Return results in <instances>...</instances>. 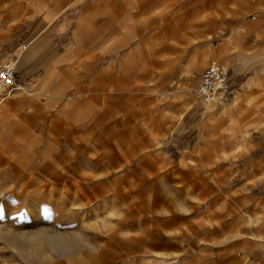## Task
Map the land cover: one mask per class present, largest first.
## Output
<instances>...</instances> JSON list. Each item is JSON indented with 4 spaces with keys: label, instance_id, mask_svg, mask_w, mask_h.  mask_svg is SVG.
I'll return each mask as SVG.
<instances>
[{
    "label": "rangeland",
    "instance_id": "rangeland-1",
    "mask_svg": "<svg viewBox=\"0 0 264 264\" xmlns=\"http://www.w3.org/2000/svg\"><path fill=\"white\" fill-rule=\"evenodd\" d=\"M121 1L0 0V264H264V51L194 91L264 0Z\"/></svg>",
    "mask_w": 264,
    "mask_h": 264
},
{
    "label": "crops",
    "instance_id": "crops-1",
    "mask_svg": "<svg viewBox=\"0 0 264 264\" xmlns=\"http://www.w3.org/2000/svg\"><path fill=\"white\" fill-rule=\"evenodd\" d=\"M82 5L80 7L81 12L87 11L90 7H92V3L94 0H82ZM121 0H97V16L94 17L98 21V27L105 28L106 26V16L104 15L105 11L108 9L107 7L112 6L113 16L120 14V5ZM193 7H192V14H197V16L193 17L191 22V27L193 28L192 32L194 34L200 35L201 30V21H200V0H194L193 1ZM206 16V15H204ZM109 19V17L107 18ZM213 16L210 12L209 17L205 22L207 23L206 26L212 25ZM118 24V23H117ZM116 26H119L117 25ZM76 26L79 25V27H84L88 25L84 24H75ZM115 27V24L113 23V26ZM251 27V26H250ZM243 28V26H242ZM233 20L229 19L226 22V26L224 29L220 30V38L216 43V46H218V49L216 48L218 55H217V63L227 74L230 81V85L235 82L236 78L241 77L243 68L247 65L246 63H241V57L243 56L244 52L246 50H251L255 53L257 51H264V20L259 17H256V20L254 21V25H252L251 28H245V32L239 33L237 32L234 35L233 32ZM246 34L247 36H250V40L248 39V43H245L243 41L242 36ZM248 34V35H247ZM249 46L248 49H245L242 46ZM204 56V54H203ZM18 60V59H17ZM205 68V67H204ZM201 74V73H200ZM18 76V75H17ZM17 145V144H16Z\"/></svg>",
    "mask_w": 264,
    "mask_h": 264
},
{
    "label": "built area",
    "instance_id": "built-area-1",
    "mask_svg": "<svg viewBox=\"0 0 264 264\" xmlns=\"http://www.w3.org/2000/svg\"><path fill=\"white\" fill-rule=\"evenodd\" d=\"M18 69L16 62L4 59L0 62V91L11 92L17 86ZM228 74L215 62L207 65L200 74L194 91L205 101L218 95L231 93Z\"/></svg>",
    "mask_w": 264,
    "mask_h": 264
}]
</instances>
